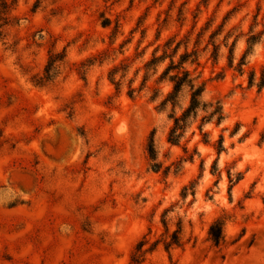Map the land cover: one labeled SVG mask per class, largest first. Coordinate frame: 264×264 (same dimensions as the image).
Instances as JSON below:
<instances>
[{
	"label": "rangeland",
	"instance_id": "1",
	"mask_svg": "<svg viewBox=\"0 0 264 264\" xmlns=\"http://www.w3.org/2000/svg\"><path fill=\"white\" fill-rule=\"evenodd\" d=\"M13 16L0 42V264H132L141 242L157 243L142 264H264V0H17ZM170 42L169 53L181 42L177 62L198 51L186 67L226 118L205 125L211 143L196 123L183 146L199 154L166 176L147 145L155 130L165 166L185 156L168 142L173 84L160 78L171 60L154 62ZM64 51L53 84L36 85ZM224 213L216 247L209 228Z\"/></svg>",
	"mask_w": 264,
	"mask_h": 264
},
{
	"label": "trees",
	"instance_id": "2",
	"mask_svg": "<svg viewBox=\"0 0 264 264\" xmlns=\"http://www.w3.org/2000/svg\"><path fill=\"white\" fill-rule=\"evenodd\" d=\"M16 1L17 0H0V42L8 38L9 28L15 25L17 22V18L13 16ZM109 22L110 21L108 19H105L104 24L106 26L110 25ZM258 40L259 37L255 34H252L249 38V48L240 63V72H244L243 66L246 64L247 56L253 52L254 45L258 42ZM170 45H172L171 42L167 46V51H165V54L155 58L154 62L156 63L157 61H164L167 58H170L171 60L170 64L165 69L160 78V81H169L173 84L172 91L163 101V105L171 104L174 108L170 115V118L173 120V125L169 130L168 142L172 146H182L184 148L185 156L181 157L177 161H174L172 164L165 166L164 162L160 160V150L157 146L155 130L151 134L147 145V151L150 158V168L156 172L164 170L166 176L171 175V173L179 175L183 171L185 163L188 161H194L195 155L199 154L197 149H195L193 153L190 152L187 145L183 146V141L186 139L187 134L196 123H199V129L203 134L204 141L206 143H211L210 133L204 130L205 125L209 123H216L217 125H220L226 118L224 108L220 100L216 102H208L204 100L206 82L199 81L201 75L194 76L193 72L186 67L187 63L199 65L198 51H186V53L182 54L180 60L177 62L175 61V58L178 54L181 42L177 44L171 53H169ZM218 55V48L216 46L213 52V58L217 60ZM66 56L67 55L65 51L62 53H51L44 74L42 76H34L35 84L40 87H48L53 84L55 75L64 64ZM254 84L255 74H252L250 77V85L253 86ZM258 86L260 88L264 87V71ZM185 90L189 91L190 101L188 106L183 108L181 106V96ZM177 107L182 108V112L180 114H178L176 111ZM214 146L219 154L225 151L226 147L224 146V137L221 136ZM203 166L204 164H202V167ZM213 172L215 174L219 172L217 160L213 166ZM229 178L231 183H234L235 180L233 179V175L230 171ZM241 179L242 174L239 173L237 176V181H240ZM196 187L197 181H193L190 185L185 186L182 192L183 198L187 199L190 192H192V194L195 196ZM231 220L232 216L228 213H224L223 215L217 217L210 224L209 238L214 246L221 247L226 243V227ZM164 224L167 225V222L164 221ZM165 245L168 251L174 247H180L182 245V230L174 232L170 236V241ZM144 246V242H141L137 246L136 251L132 255V264H142L146 259V255L155 249L157 243L153 244L150 249H144Z\"/></svg>",
	"mask_w": 264,
	"mask_h": 264
}]
</instances>
